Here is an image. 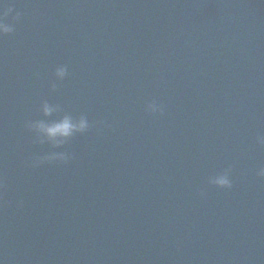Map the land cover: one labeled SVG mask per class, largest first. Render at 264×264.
Listing matches in <instances>:
<instances>
[{
  "label": "water",
  "instance_id": "water-1",
  "mask_svg": "<svg viewBox=\"0 0 264 264\" xmlns=\"http://www.w3.org/2000/svg\"><path fill=\"white\" fill-rule=\"evenodd\" d=\"M3 3L0 264H264V0Z\"/></svg>",
  "mask_w": 264,
  "mask_h": 264
},
{
  "label": "clouds",
  "instance_id": "clouds-1",
  "mask_svg": "<svg viewBox=\"0 0 264 264\" xmlns=\"http://www.w3.org/2000/svg\"><path fill=\"white\" fill-rule=\"evenodd\" d=\"M2 8H0V35L9 34L14 31L13 23L8 22L9 15L13 12V5L8 3H3V0H0ZM20 18V13L17 12L14 19L18 20ZM68 74L66 66L60 65L54 69V77L57 81H62ZM53 89H55L56 84H52ZM146 109L149 112L155 113L157 111H163L162 106L158 105L155 101L148 102L146 104ZM42 110L45 115H48L52 112V107L47 103L42 104ZM39 131L47 134L49 137H61L67 138L70 137L74 132H84L88 129L89 124L88 120L84 117H81L78 121H73L69 117H65L58 123L54 125H46L43 122H37L33 125ZM259 175L264 176V169H261ZM210 183L227 188L231 186L229 177L226 174H218L210 178Z\"/></svg>",
  "mask_w": 264,
  "mask_h": 264
}]
</instances>
